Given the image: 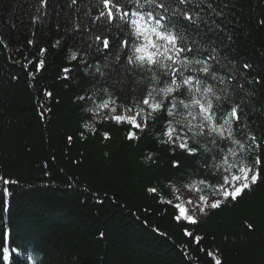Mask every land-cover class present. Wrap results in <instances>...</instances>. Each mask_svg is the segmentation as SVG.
<instances>
[{"label": "trees", "instance_id": "obj_1", "mask_svg": "<svg viewBox=\"0 0 264 264\" xmlns=\"http://www.w3.org/2000/svg\"><path fill=\"white\" fill-rule=\"evenodd\" d=\"M228 2L224 27L233 39L225 51L245 88L254 91L244 109L251 132L260 136L264 0ZM39 7L40 0H0V175L18 181L4 186L10 194L0 189V264H215L210 252L222 264H264V179L231 205L196 216V225L174 219L173 205L184 202L177 190L196 193L199 187L185 168L171 166L179 153L158 145L151 134L129 141L125 127L109 122H94V133L84 130L90 116L74 100L85 83L82 66L72 61L74 77L60 79L70 66L68 48L77 50L84 38L107 31L101 16L107 10L100 0H51L47 15L33 24ZM70 21L90 31L65 33ZM57 39L61 43L53 47ZM41 48L47 50L43 55ZM40 59L46 63L37 72ZM26 60L34 79L22 67ZM245 63L252 67L243 69ZM251 77L261 83L248 85ZM148 154L153 159L146 163ZM182 159L186 167L192 164Z\"/></svg>", "mask_w": 264, "mask_h": 264}, {"label": "snow or ice", "instance_id": "obj_2", "mask_svg": "<svg viewBox=\"0 0 264 264\" xmlns=\"http://www.w3.org/2000/svg\"><path fill=\"white\" fill-rule=\"evenodd\" d=\"M50 2L40 0L39 15L32 18L33 24L47 15ZM76 3L77 0H71V4ZM100 3L107 10L101 12L107 31L84 38L77 50L68 48L66 59L70 66L62 69L60 79L74 77L76 65H71L72 61L82 66L85 83L74 100L82 102V111L90 116L82 123L84 130L94 133V122H109L125 127L129 141L139 142L151 134L158 145L173 155L179 153L171 166L185 168L189 180L199 187L183 204L173 205L178 213H174V219L179 221L183 217L196 225L199 220L190 214L187 205L206 216L236 202L264 179V134L257 136L251 132L244 109L254 91L245 88L233 71L235 62L225 51L233 39L230 30L224 27L230 14L229 2L100 0ZM70 23V28L63 29L65 33L82 35L90 31L74 21ZM259 23L264 25V20ZM28 43L33 44V40ZM60 43L57 39L53 47ZM39 51L43 55L47 50ZM30 63L26 60L22 67L34 79L33 72L28 71ZM45 63L40 59L36 71ZM251 67L247 63L242 66ZM246 83L254 86L261 80L251 77ZM44 96L51 97L52 93L45 89ZM80 135L83 137V133ZM103 138L110 137L103 133ZM67 139L71 143L73 138ZM182 158H189L192 164L186 167ZM152 159V154H148L145 162ZM17 183L0 175L4 194H10L4 186ZM147 191L154 194L157 189L150 187ZM168 203L171 205L172 201ZM184 231L193 236L188 229ZM194 239L200 243L202 238ZM208 254L215 264H222L214 253Z\"/></svg>", "mask_w": 264, "mask_h": 264}, {"label": "rangeland", "instance_id": "obj_3", "mask_svg": "<svg viewBox=\"0 0 264 264\" xmlns=\"http://www.w3.org/2000/svg\"><path fill=\"white\" fill-rule=\"evenodd\" d=\"M195 194V191L193 190V189H191V190H179L178 191V195L181 197V199H186V198H188L189 197V194ZM195 216H199V214L198 213H196V211H195Z\"/></svg>", "mask_w": 264, "mask_h": 264}]
</instances>
